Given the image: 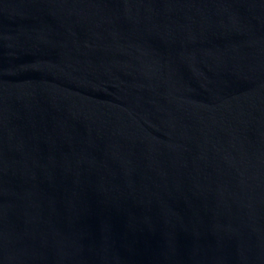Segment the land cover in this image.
Instances as JSON below:
<instances>
[{
    "label": "water",
    "instance_id": "obj_1",
    "mask_svg": "<svg viewBox=\"0 0 264 264\" xmlns=\"http://www.w3.org/2000/svg\"><path fill=\"white\" fill-rule=\"evenodd\" d=\"M0 264H264V0H0Z\"/></svg>",
    "mask_w": 264,
    "mask_h": 264
}]
</instances>
